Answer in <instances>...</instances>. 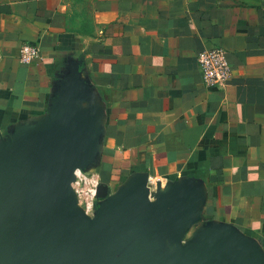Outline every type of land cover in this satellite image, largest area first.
<instances>
[{"label": "crops", "instance_id": "obj_1", "mask_svg": "<svg viewBox=\"0 0 264 264\" xmlns=\"http://www.w3.org/2000/svg\"><path fill=\"white\" fill-rule=\"evenodd\" d=\"M22 43L40 58L19 61ZM213 47L231 76L208 87ZM67 111L97 208L159 180L183 209L172 252L227 239L264 264V0H0V162Z\"/></svg>", "mask_w": 264, "mask_h": 264}, {"label": "water", "instance_id": "obj_2", "mask_svg": "<svg viewBox=\"0 0 264 264\" xmlns=\"http://www.w3.org/2000/svg\"><path fill=\"white\" fill-rule=\"evenodd\" d=\"M86 146L84 129L67 111L55 131L22 140L0 162V264H258L243 244L227 239L172 252L183 209L159 180L150 196L147 176L136 191L87 217L70 186L87 160ZM106 193L99 185L98 198Z\"/></svg>", "mask_w": 264, "mask_h": 264}, {"label": "built area", "instance_id": "obj_3", "mask_svg": "<svg viewBox=\"0 0 264 264\" xmlns=\"http://www.w3.org/2000/svg\"><path fill=\"white\" fill-rule=\"evenodd\" d=\"M40 58L39 47L22 43L18 48V59L23 63H30ZM203 82L208 87L222 86L231 76V68L221 47L202 49L197 54ZM153 179L148 177V183ZM100 181L96 172H84L80 169L74 171L70 183L77 207L87 217L92 218L96 211L98 201L97 191Z\"/></svg>", "mask_w": 264, "mask_h": 264}]
</instances>
